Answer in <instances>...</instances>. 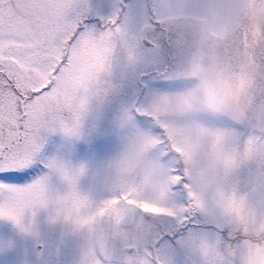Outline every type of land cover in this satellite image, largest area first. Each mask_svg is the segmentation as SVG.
<instances>
[{"label": "snow or ice", "instance_id": "1", "mask_svg": "<svg viewBox=\"0 0 264 264\" xmlns=\"http://www.w3.org/2000/svg\"><path fill=\"white\" fill-rule=\"evenodd\" d=\"M191 7L0 0V264H264V3L230 67L179 45Z\"/></svg>", "mask_w": 264, "mask_h": 264}, {"label": "rangeland", "instance_id": "2", "mask_svg": "<svg viewBox=\"0 0 264 264\" xmlns=\"http://www.w3.org/2000/svg\"><path fill=\"white\" fill-rule=\"evenodd\" d=\"M193 5L199 4L202 7H191L187 9L186 15L178 21L176 27L182 30L183 35L179 45H186L189 49L202 55L208 62L216 57L224 58L225 65L230 67V58L227 50L244 43L243 25L252 23L251 14L244 10H237L234 4L240 2L260 4L264 0H189ZM204 30V31H203ZM256 31L264 32V26L257 25ZM204 37V38H202ZM248 42L252 44V36L249 34ZM201 45V49L198 47ZM250 51L257 49L250 47ZM120 133L107 121L98 125L96 133L90 138V144H108L111 147L105 151H93L84 153L77 150L76 159L90 158L93 165L100 164L108 159L118 147ZM63 141L59 134H50L45 144V151L53 153ZM79 144L80 142H76Z\"/></svg>", "mask_w": 264, "mask_h": 264}, {"label": "flooded vegetation", "instance_id": "3", "mask_svg": "<svg viewBox=\"0 0 264 264\" xmlns=\"http://www.w3.org/2000/svg\"><path fill=\"white\" fill-rule=\"evenodd\" d=\"M204 31V30H203ZM202 38H204V37H202ZM198 49H201V45L198 47Z\"/></svg>", "mask_w": 264, "mask_h": 264}]
</instances>
